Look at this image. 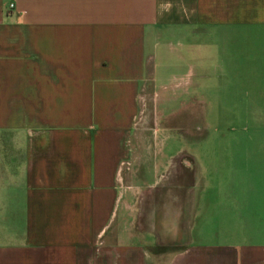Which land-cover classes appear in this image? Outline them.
I'll use <instances>...</instances> for the list:
<instances>
[{
  "label": "crops",
  "instance_id": "1",
  "mask_svg": "<svg viewBox=\"0 0 264 264\" xmlns=\"http://www.w3.org/2000/svg\"><path fill=\"white\" fill-rule=\"evenodd\" d=\"M0 264H264V0H0Z\"/></svg>",
  "mask_w": 264,
  "mask_h": 264
},
{
  "label": "rangeland",
  "instance_id": "2",
  "mask_svg": "<svg viewBox=\"0 0 264 264\" xmlns=\"http://www.w3.org/2000/svg\"><path fill=\"white\" fill-rule=\"evenodd\" d=\"M172 70L169 69L168 72ZM173 73V72H171ZM170 73V74H171ZM171 96V92L168 95H159V98L155 100L154 102V112L144 113V122L146 123L147 119L149 118L151 124L155 126L156 131L153 132L152 130L147 133L146 131L142 132V136L138 132V141L137 145H134V152L136 158L141 156V153L144 155H148V157L143 161V168L147 171H149V174L151 176L147 175L145 177L146 182L151 183L152 182V160L150 159L152 156L154 157V153H156V156L159 154L160 151L162 154L160 155L159 161L161 159L165 158L164 154L167 155L169 153H174V148L178 149L179 145L173 146L172 139L169 140L171 137H173L175 134V130H179L180 134L184 136V130H186V136L183 137V139L187 142V146L191 144V142H194L195 140H200L201 138H204L206 136V129L203 126V115L204 113L201 111L188 113V112H173V103L172 100L167 102V104H164L160 101V99L167 98ZM172 98V96H171ZM156 105V107H155ZM176 120V121H175ZM191 151H193V146L189 147ZM187 152H184L181 154V156L178 157V159H171L170 167H166V171L163 173V178L165 179V185H170V180L173 177V174L175 172V167L179 165H184L186 168H193L191 165V159L188 155H184ZM163 155V156H162ZM142 157V156H141ZM153 159V158H152ZM139 161L140 158H139ZM177 163V164H176ZM175 164V165H174ZM175 166V167H174ZM122 167L126 169V165L124 164ZM140 167V166H138ZM130 172L131 165L127 166ZM141 168V167H140ZM150 168V169H148ZM134 169H136V166H134ZM142 169V168H141ZM128 172V173H129ZM140 176V175H139ZM133 177L130 178L133 179ZM119 179L122 181L124 180V177L120 175ZM133 181H135L133 179ZM124 183V181H123ZM141 183V182H140ZM140 195V193L138 194ZM138 226V229L141 230L140 225ZM170 228V226H167V229ZM157 244L154 243V245L150 246V252L153 254H162L166 252V255L172 254L174 250L177 249V247L174 246L175 241L173 240L172 232H167L164 239L161 237H157Z\"/></svg>",
  "mask_w": 264,
  "mask_h": 264
},
{
  "label": "built area",
  "instance_id": "3",
  "mask_svg": "<svg viewBox=\"0 0 264 264\" xmlns=\"http://www.w3.org/2000/svg\"><path fill=\"white\" fill-rule=\"evenodd\" d=\"M10 8H11V6H10Z\"/></svg>",
  "mask_w": 264,
  "mask_h": 264
}]
</instances>
